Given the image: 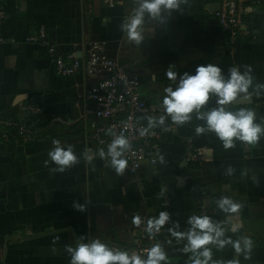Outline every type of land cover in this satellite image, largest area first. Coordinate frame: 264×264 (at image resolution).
Wrapping results in <instances>:
<instances>
[{"label": "crops", "instance_id": "crops-1", "mask_svg": "<svg viewBox=\"0 0 264 264\" xmlns=\"http://www.w3.org/2000/svg\"><path fill=\"white\" fill-rule=\"evenodd\" d=\"M132 4V0L113 7L104 0H0L6 13L0 30L4 39L0 124L31 118L30 110L22 109L31 102L43 110V124L34 140H0V264H69L64 246L75 245L80 235L86 236L85 242L98 238L128 251L141 225L132 223L134 214L149 220L167 211L183 230L190 215L225 220L226 214L216 206L222 196L243 205L233 217L239 230L226 235L253 241L251 258L241 254L240 264H264V137L256 145L236 141L234 148L225 150L214 133L196 135V126L203 122L195 115L183 126L166 118L159 127L167 132L150 152L157 164L147 160L138 176L126 169L117 176L99 154L107 156L95 136L102 122L93 115L95 102L86 97L103 76L85 70L62 76L47 45L27 40L44 26L59 54L75 52L83 58L89 43L100 41L109 57L139 77L141 97L162 107L164 88L175 87L165 75L170 64L178 76L185 71L195 74L202 64L218 65L225 75L231 66L243 71L251 65L253 86L264 84V6L252 5L244 19L255 39L228 40L216 16L220 0H189L182 6L183 14L173 13L163 24L150 23L144 41L136 46L120 28ZM214 103L212 97L208 104ZM240 108L256 112L257 122L264 126V91L237 100L230 111ZM190 139L193 146L204 149L205 159L182 167L179 163ZM54 140L72 146L79 158L63 173L52 170L57 166L48 156ZM86 150L95 153L91 162L84 158ZM229 166L232 175H226ZM74 202L86 205V211L76 210ZM225 227L230 229V224ZM185 243L171 235L162 240L167 264H186L190 254L182 251ZM212 251L214 259L236 258L231 246L219 250L213 246Z\"/></svg>", "mask_w": 264, "mask_h": 264}, {"label": "clouds", "instance_id": "clouds-1", "mask_svg": "<svg viewBox=\"0 0 264 264\" xmlns=\"http://www.w3.org/2000/svg\"><path fill=\"white\" fill-rule=\"evenodd\" d=\"M135 7L132 13L126 17L121 25V31L126 34L129 43L140 46L144 41V33L149 24H163L172 17L173 13L183 14L182 6L188 5L189 0H134ZM175 65H169L165 71L168 80L175 87L164 88L162 108L164 116L158 119L149 118L148 128L164 125L166 118L171 122L183 126L193 119L203 123L197 125V136L205 133H214L222 142L225 150L236 146V141L256 145L261 137H264V126L257 122V113L251 109L240 108L238 111H230L226 106L234 104L238 99H251L253 94L259 96L264 91V84H255L251 65H245L244 70L237 66H231L227 75L221 67L215 64L198 65L195 74L183 72L178 76L174 70ZM252 89V91H250ZM215 97L216 107L206 109L210 99ZM147 129L142 130L141 135ZM53 147L49 150L50 160L57 166L54 172H65L79 163L72 146H63L59 140H54ZM131 147L128 139L117 136L108 146L107 156L104 157L117 176L123 175L127 168V160L123 158L126 150ZM95 153L86 150L84 158L91 162ZM164 163V157H160ZM48 161H45L47 166ZM233 168L228 167L226 175H232ZM74 208L78 211H86V205L74 202ZM216 206L226 214L223 221L214 220L208 215H190L186 221L188 227L181 230L178 221L171 222V215L167 211H160L158 218L149 219L147 230L159 232L166 224L171 236L180 241H186L182 251L188 255L186 264H240L239 256L243 254L245 259L251 258L253 241L250 237L243 236L236 240L226 235L227 231L233 233L239 230V224L233 222L234 214L241 211L243 205L233 199L222 196L216 201ZM132 223L141 224L140 214H134ZM230 224V229L225 225ZM59 237L53 240L57 243ZM80 235L75 245H65L64 251L70 256L69 264H167L168 256L164 246L157 242L146 250L142 256L137 252L129 253L127 250L110 247L98 238L89 239ZM224 249L231 246L236 253V258L230 260L214 259L212 247ZM55 253L57 249L53 247Z\"/></svg>", "mask_w": 264, "mask_h": 264}, {"label": "built area", "instance_id": "built-area-1", "mask_svg": "<svg viewBox=\"0 0 264 264\" xmlns=\"http://www.w3.org/2000/svg\"><path fill=\"white\" fill-rule=\"evenodd\" d=\"M132 1L131 13L135 7L134 0ZM104 3L113 7L122 3V0H104ZM255 4L264 6V0H220V8L216 12V16L222 29L227 33L229 41L237 42L243 36L251 39L256 38L255 34L247 28L244 20L250 7ZM5 18V11L0 9V30ZM3 40V37L0 36V43ZM27 40L39 41L47 45L49 54L54 58L56 69L62 76H73L82 70L89 74L103 76L88 89L86 97L96 104V108L92 112L102 123L97 127L95 136L101 145L104 144L102 146L106 152L113 139L122 135L128 139L131 145L123 156L127 160V172L136 177L147 160L153 165L157 164L156 157L151 156L150 152L157 146L156 142L164 137L167 130L159 126L148 128V123L150 117L158 119L165 113L162 107L141 97L138 76L130 74L124 65L109 57L100 41L90 42L83 58L75 52L59 54L55 45L47 39L44 26L41 27L39 34L28 36ZM216 106L214 103L205 107L211 109ZM232 106L233 104L226 107L230 110ZM22 109L30 110L32 117L19 122L5 120L0 124L2 127L0 140L26 143L36 138L43 124L41 118L43 110L33 102L25 105ZM144 129H147V132L141 135ZM101 133L107 135L103 140L99 138ZM245 146L249 145L245 144ZM204 159V149L193 146L190 139L179 165L183 167L188 163H200ZM147 222V218L141 219L140 228L135 236V244L128 248L129 253L137 252L143 256L153 244L161 243L163 239L171 235L168 228L175 220L171 219L170 224H166L159 232H149ZM113 248L120 249L117 245H114Z\"/></svg>", "mask_w": 264, "mask_h": 264}, {"label": "water", "instance_id": "water-1", "mask_svg": "<svg viewBox=\"0 0 264 264\" xmlns=\"http://www.w3.org/2000/svg\"><path fill=\"white\" fill-rule=\"evenodd\" d=\"M238 100H240V99H238Z\"/></svg>", "mask_w": 264, "mask_h": 264}, {"label": "trees", "instance_id": "trees-1", "mask_svg": "<svg viewBox=\"0 0 264 264\" xmlns=\"http://www.w3.org/2000/svg\"><path fill=\"white\" fill-rule=\"evenodd\" d=\"M194 163V162H193Z\"/></svg>", "mask_w": 264, "mask_h": 264}]
</instances>
